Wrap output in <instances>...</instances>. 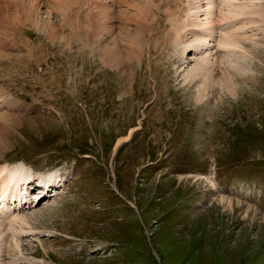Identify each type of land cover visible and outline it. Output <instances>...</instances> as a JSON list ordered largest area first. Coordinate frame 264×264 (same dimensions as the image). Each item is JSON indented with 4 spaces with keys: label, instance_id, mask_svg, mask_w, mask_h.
<instances>
[{
    "label": "rangeland",
    "instance_id": "rangeland-1",
    "mask_svg": "<svg viewBox=\"0 0 264 264\" xmlns=\"http://www.w3.org/2000/svg\"><path fill=\"white\" fill-rule=\"evenodd\" d=\"M127 1L0 0V164L65 179L0 263L264 264V31L200 96L165 12L138 31Z\"/></svg>",
    "mask_w": 264,
    "mask_h": 264
},
{
    "label": "bare ground",
    "instance_id": "bare-ground-1",
    "mask_svg": "<svg viewBox=\"0 0 264 264\" xmlns=\"http://www.w3.org/2000/svg\"><path fill=\"white\" fill-rule=\"evenodd\" d=\"M146 1L147 4L145 7H141L139 5L137 6L136 4L133 5V9L135 10L134 13L136 15L132 14V16H136V18L133 20H135L134 23L136 22L135 24L138 25V31H143L147 33V28L152 26H150V22L152 23L153 21H156L157 18H152V16L160 14L162 11L165 12L166 19L171 24L170 31L173 34V36L169 35V40H172L175 47V51L178 53V58L180 57L181 59H184V56L187 55V50L192 51L194 54V63L192 64L191 68L186 71L184 77L185 80L189 82H193L198 79L201 80V84L199 86L200 96L201 92H204L203 90H205L211 84H217L218 86L220 85L221 87L228 89L229 91L234 90L232 89L234 87V80L232 75L227 70H222L220 72L221 76H217L216 70L219 69L218 66H221L226 62L227 64L239 70L238 63L235 60L237 58L243 59L246 57L247 51L245 43L249 44L250 42H253L255 39H257L260 34H263L264 1ZM129 5L130 4H128V6ZM111 6H113L112 0H109L107 5L102 8L101 13L104 14L105 11H112L110 10ZM128 6L127 10L131 5L129 7ZM108 15L110 16V13H108ZM111 16L114 17V15ZM111 16L108 18H110L111 22L114 23L115 21L112 20ZM29 18L30 16L28 14L27 17L19 15L17 17V20H19V23L25 24L28 22ZM98 20L99 22H101L100 18ZM127 22L130 23L131 20H127L125 23ZM257 28L260 32L257 31ZM108 29L109 27H107V30ZM139 35L141 34H138L136 36ZM133 40L138 41V39ZM137 43H139V41ZM108 47H110L111 50H116L117 42H114L113 46ZM119 47L120 46H118V48ZM137 48L140 47L138 46ZM106 54L107 52H105V55ZM250 54L251 52L249 53V56ZM217 56L220 57V64L218 61L215 60V57ZM117 57L119 58V56ZM110 58L112 57L110 56ZM215 66L218 68L216 69ZM218 78H221V84H218L219 80H216ZM12 104H14L17 109L21 107V105L16 104L15 101H13ZM33 174L34 170H32L31 168H27L23 163L12 166L0 164V236H2V240L9 231L15 230L17 227V229H19V227H22L24 223L26 224L28 221L27 216H22L20 213L16 212V210L19 209L17 208L19 207V202L22 204V206L29 204V207H32L35 202L41 203L46 197H48L49 194H52L53 191L58 188V186H55V184L57 183L60 174H58L56 171H49L47 173L41 174V177L44 178L45 176H47V183L44 184L53 186L50 187L51 191H49L45 196H43L44 194L41 196L40 193L36 196H33L34 193L31 191V187L33 186L32 184H28L29 177H31ZM13 187H15V189H13ZM35 188L41 187L35 186L33 189ZM39 190H41V192L44 191L43 189ZM16 198L18 199V203L16 202ZM5 226L8 227L9 231ZM0 264H2V262Z\"/></svg>",
    "mask_w": 264,
    "mask_h": 264
}]
</instances>
